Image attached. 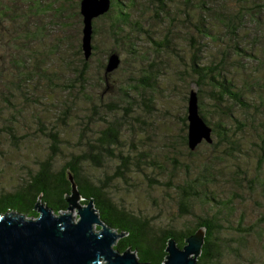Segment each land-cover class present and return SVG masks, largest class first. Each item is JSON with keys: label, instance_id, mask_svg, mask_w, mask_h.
<instances>
[{"label": "rangeland", "instance_id": "obj_1", "mask_svg": "<svg viewBox=\"0 0 264 264\" xmlns=\"http://www.w3.org/2000/svg\"><path fill=\"white\" fill-rule=\"evenodd\" d=\"M66 1L63 21L69 26L66 27L65 32L67 35L65 49L68 56L71 57V63L75 65L76 60L73 57L74 29L77 22L72 8H70L71 3L75 0ZM135 1L137 4H143L145 8L142 11L140 22L143 29L147 31L145 35L140 33L142 37L136 41H140L141 44V46H135L137 48L136 56L128 53L123 47L117 46L118 44L113 39L106 38L104 31L107 29V20L105 18L95 20L99 30L96 36L97 50L94 55L89 57L87 64L81 67L83 81H78L76 89H71L70 93L56 91L55 87H45V78L41 77V74L37 75L35 68L28 82L29 88H22L19 91L6 90L2 83L10 80V54H7L4 48H0V189L9 190L19 184L22 177L26 176V172L32 173L36 170L37 161L50 155V138L47 135L49 130L54 132L59 143L64 144L60 148L58 142L56 143L52 163L57 165L62 162L69 151H75L74 145L77 141H82L88 136L77 138V133H81L82 118L88 115L90 117L91 114V118L94 119L92 128L102 129L104 123L97 119L102 115L106 120H110L111 116L107 115L104 107H101L110 102L119 107L114 117L122 124L121 132H124L123 126H127V123L135 127L134 133L127 132L126 134L124 132L121 136L122 142L125 143V149L130 143H133L136 147L133 157H137L139 151H143L144 156L138 163L134 162V159H130L127 167L117 169L118 162L108 161L101 170L97 171L94 167L87 165L86 171L92 176L103 173L107 175L122 174V177L114 176V179L109 180L107 190L112 188L114 192L111 193L115 198L121 199L123 204L132 211L145 215L152 223L159 224L170 219L177 220L179 210L173 200L174 183L179 179L181 182L185 179L186 175H183L184 169L181 165L187 164L193 170V162H190V158L179 149L176 138L180 132L178 116L183 114L184 96L188 89L195 88L189 71L192 51L193 59L203 62L209 61L213 55L218 57L225 53L224 58L228 62L223 67L225 77H233L231 82L239 88L245 81L247 84L242 90L244 102L255 104L258 107L257 111L264 113V105L260 107V100H257L254 95L256 87L254 74H258V81L264 88V13L260 7L261 0H217L219 8L231 17L236 28L233 35L222 36L221 41L205 39L208 43L204 50L202 48V53L190 48L193 41L192 36L197 41H203V36L199 34L202 37L201 40L200 36L194 32L198 10L191 8V4L185 7L176 4L177 0L166 1L170 15L162 21H157L153 17L158 7L154 0ZM194 1L191 0V2ZM41 3L45 4V0H41ZM27 19L29 27L39 31L38 36H41L42 46L40 49L36 47L38 36L30 39L28 44L39 49L36 57L43 58L41 66L45 67V44H49L50 37L48 35V15H45V12L39 14L36 11H31L28 13ZM239 21L242 24L240 26L237 25ZM52 31L59 32L55 27ZM167 33L169 48L159 46L158 52H154L152 41L164 42L162 40ZM235 45L241 48L240 52L236 51ZM105 49L114 50L113 52L119 58V63L106 83L100 84L99 78L102 71L98 62L105 63L106 55L103 53ZM55 58L53 55L51 61H54ZM258 62L261 65L258 66ZM149 64L152 65V70L156 71L154 83L157 82L159 86H164L161 95H157L156 92L152 95L150 116L143 111L142 106L136 107V103L141 98H146L145 89H140L142 97H139L138 93L134 91L128 92L135 98V103L129 106H127L126 100L122 99L120 90L121 87H124L121 85L124 83L123 81H127L125 84L135 83V79L140 75V69H148ZM56 65L55 63L54 66ZM36 67H40V64H37ZM36 71L40 72L39 69ZM57 72L62 84L73 83L71 81L74 76L72 69H58ZM157 77H161V79L158 80ZM172 88L174 89L169 98L162 95L165 94L164 91H169ZM201 89L203 106L205 110L211 112V100L207 95L208 87L202 86ZM100 95L102 99L98 100ZM45 101L55 102L59 111L65 109L66 112H69V117L66 119V116L58 113L55 117L52 115L51 119L47 118L45 114L49 113L45 111ZM92 102L100 105L97 112L101 115L90 113ZM226 103L228 102L226 101ZM230 104H232L230 112L241 129L234 127L236 124L234 120H232L233 124H229L234 132L233 135L238 137V143L233 149L228 150L229 153L225 154L223 162L219 160L220 167L223 170V178L230 175L239 181L233 188L237 193L236 196L231 195L230 197L235 199L236 203L234 219L241 216L240 226H249L254 230L223 232V236L227 238L242 236L243 242L238 248L237 255L224 253L217 264H264V194L261 190L262 187L264 192V180H261L264 175V158L258 157L261 144L256 137V134L260 133L258 124L264 118L261 113L255 112L253 105L242 107L236 103ZM120 107H123V110ZM163 110L170 111L171 114L163 116L161 115ZM132 117H139L140 121L143 120L147 124L143 125L141 122L132 120ZM65 119L66 123L62 124L61 121ZM90 125L87 124V126ZM140 126L144 127L139 133L143 145L136 143L137 139L134 138V135L139 132L138 127ZM85 134L88 132L85 131ZM218 149L222 151V146L219 145ZM197 150L198 155L195 157L196 162L194 163L200 165L204 158L201 157V153H204L205 150L202 143L197 146ZM112 151L115 152V150ZM123 176L125 180H123ZM127 182L134 187L125 185ZM218 183L217 187H221L223 190L232 187L227 181L220 180ZM193 202L192 210L199 215V203L196 200ZM64 212L68 211L64 210ZM69 212L76 218L74 210ZM180 219L179 224L182 220H193L190 216ZM239 239L235 240L233 244L236 245Z\"/></svg>", "mask_w": 264, "mask_h": 264}, {"label": "trees", "instance_id": "obj_2", "mask_svg": "<svg viewBox=\"0 0 264 264\" xmlns=\"http://www.w3.org/2000/svg\"><path fill=\"white\" fill-rule=\"evenodd\" d=\"M78 1L75 0L70 5L77 22V26L74 29L75 46L73 56L76 62L73 65L71 63V57L68 56L65 49V41L67 39L65 32L66 27L69 26L63 21L66 0H45V4L41 3V0H0V48H4L7 54H10V80L2 83L6 90L19 91L22 88H29L28 82L34 73V68L37 75L41 74V77L45 78V87H55L56 91H66V93H70L71 89H76L78 81H83L81 67L87 64L89 57L94 55L97 50L96 36L99 32L95 24V20L97 19L105 18L107 20V29L104 31L106 38L113 39L118 44L117 46L123 47L128 53L136 56L135 50L137 48L135 46H141L140 41H136L141 39V34L145 35L147 33L140 22L141 14H143L142 11L145 10L143 4H137L135 0H110L108 10L92 19L91 52L89 57L84 59L80 48V37L78 42L79 25H81ZM166 1L173 2L175 0H154L158 7L153 17L157 21H162L170 15ZM216 1L195 0L191 2V0H177L176 2V4L184 5L185 7L191 4V8L198 10L194 32L197 35L201 34L203 41H197L192 36L193 41L190 48L194 49V51H201L202 53V48L204 50L208 43L205 39L209 41H221L222 36L233 35L236 24L233 23V20L228 14H225L219 8L220 5L218 6ZM260 2V7L264 13V0ZM31 11H36L39 14L45 12V15H48L49 18L48 35L50 37L49 44H45V67L41 66L43 58L39 59L36 57L37 51L42 46L40 41L41 36H38L39 31H35V29L30 28L27 24V16ZM237 25L240 26L242 24L239 21ZM54 27L56 30H59L58 33L52 31ZM36 36H38L36 47L39 49H35L28 44V41ZM201 36L200 38L202 40ZM148 39H150L149 36ZM162 41L164 42L152 41L154 44L152 50L154 52H158L157 49L159 46L169 48L168 33ZM195 46L197 47L194 48ZM235 49L239 52L241 50L238 45H235ZM113 51L111 49H105L103 53L107 57L108 54L114 53ZM53 55L56 58L54 61H51ZM193 55L194 53L192 51L190 54L191 64L189 65L190 76L191 79L193 78L192 82L195 85V88L192 90L195 91L198 112L211 129V141L209 143L205 141L200 142L205 148L204 153H201V157L204 158L200 165L195 164V157L198 155L197 146L200 143L193 150H189L186 146V101L190 90L188 89L184 96L185 105L183 114L178 116L180 132H178L176 138L179 149L184 155L190 158V162H193V170L187 164L181 165L184 169L183 175H186L185 179L182 182L179 179L174 183L175 195L173 200L179 210L177 220L170 219L165 223H152L145 215L132 211L123 204L121 199L115 198L113 193H111L114 192L112 188L107 190L109 180L114 179V176L122 177V174L107 175L103 173L92 176V174L86 171L87 165L94 167L97 171L101 170L108 161L118 162L117 169L119 167H127L130 159H134V162L138 163L144 156L143 151H139L137 157H133L136 148L133 143H130L128 148L126 147L125 149V143L122 142L121 136L124 132L126 134L127 132L134 133L135 127L127 123V126H123L124 132H121L122 124L120 120L114 117L119 107L110 102L101 106L104 107L107 115L111 116L110 120H106L105 117L97 112L100 105L91 103L90 113L101 115L97 120H101L104 123L103 128L99 130L92 128L94 119L91 118V114L90 117L88 115L82 118V129L81 133H77V138L88 136L82 141H77L76 145H74L75 151H69L65 156L66 158L57 165H53L52 160H54V156L52 155L55 153L58 140L53 134V131H48L47 135L50 138L51 148L50 155L41 161H37L36 170L32 173L26 172V176L22 177L19 184L9 190L0 189V215L15 212L25 218L35 217L37 214L33 206L37 200L51 208L53 214L64 211L67 205L64 196L69 193L70 188L64 171L67 170L72 177L79 195L83 198L80 201L81 204H85L88 199H91L92 205L100 220L114 229L115 232L123 233L120 238L116 239L113 245L114 249L121 252L129 247L132 251H135V255L139 261H146L150 264H161L164 259L165 253L163 249L167 238L172 237L176 245L181 247L183 245V238L186 235L191 234L197 227H204L203 244L195 264H217L218 260L224 256V253L237 255L238 248L243 242V237L227 238L223 236V232H246L253 231L254 229L249 226L241 227V216H238L236 220L234 219V205L236 203L235 199L230 197L231 195L233 197L236 196L235 194L237 193L233 188L236 187L235 185L239 181L230 175L223 178V170L220 167V161L223 162L225 154L229 153L228 150L233 149L238 143V137L233 135L234 132L229 124H233L232 120H234L236 122L234 127L241 129V126L238 125L239 123H237L233 114L230 112L232 111V104L230 103H236L242 107L253 105L255 112L261 113L263 118L264 113L257 111L258 107L255 104H247L244 102L242 90L245 89L247 84L245 81L242 82V87L239 88L231 82L233 77H225L223 67L228 63L224 58L225 53L218 57L213 55L206 62L195 61ZM55 63L57 64L56 66H54ZM37 64H40V67H36ZM104 65L105 63L103 61L98 62V66L102 71V75L99 78L100 84L106 83L110 75L114 72V69L110 72H105ZM257 65H261V63L258 62ZM148 66L149 68L146 70L140 69V75L135 79V83L128 82L125 84L127 81H123L124 83L121 85L124 87H121L120 90L122 92V99H125L127 106H129L135 103V98L128 92L134 91L138 93L139 97H142L140 89H145L146 98H141L136 103V107L139 108L142 106L144 108L143 111L150 116L152 112L150 106L152 95L155 92L157 95H161L164 86H159L157 82L154 83L156 71L152 70L151 64ZM38 69L40 72L36 71ZM58 69H72L74 76L71 81L73 83L62 84L57 72ZM257 75L254 74V82L256 85L254 95L257 97V100H260V107H263L264 88L260 85ZM157 78L158 80L161 79V77ZM202 86L208 87L207 95L211 100V112L207 111V109L205 110L203 106ZM173 89L164 91L165 94L162 95L169 98ZM100 99H102L101 95L98 96V100ZM120 108L123 110V107ZM154 109L157 110L156 107ZM45 111L49 113L45 114L49 119H51L52 115L55 117L58 113L66 116V119L69 117V112H66L65 109L59 111L53 101H45ZM170 114V111L167 110L161 112L163 116ZM66 119L61 121V123L65 124ZM131 119L141 122L143 125L147 124L143 120L140 121L139 117H132ZM87 124L91 125L87 126ZM258 127L260 128V133H257L256 137L261 144L260 155L258 157L264 158V119L258 124ZM138 128L139 132L134 135V138L137 139L135 142L143 145L139 133H141L144 127L140 126ZM51 129H53V126H51ZM252 129L254 130L253 127ZM85 131L88 134H85ZM58 144L60 148L64 146L62 143L58 142ZM219 145L222 146V151L218 149ZM112 150H115V152ZM145 152L147 153V151ZM245 155L247 156V154ZM123 180H125L124 176ZM220 180L227 181L232 187H228L225 190L221 187L218 188L217 186H219L218 182ZM261 180H264V175ZM125 185L134 187L128 182ZM261 190L264 194L262 187ZM193 200L199 203V215L195 214L192 210L194 207ZM185 216H190L193 220H182L179 224L178 221L181 220L180 218ZM96 228L97 226H95ZM238 238H240L239 241L234 245L233 242L235 240L237 241Z\"/></svg>", "mask_w": 264, "mask_h": 264}, {"label": "water", "instance_id": "obj_3", "mask_svg": "<svg viewBox=\"0 0 264 264\" xmlns=\"http://www.w3.org/2000/svg\"><path fill=\"white\" fill-rule=\"evenodd\" d=\"M109 5L110 0L78 1L80 48L84 59L91 52L92 19L105 13ZM118 63L117 54H108L104 71L110 72ZM186 121V146L189 150L202 141H211V129L198 112L192 89L186 101ZM64 171L70 184L69 193L64 196L65 211L68 212L53 214L51 208L37 200L33 206L35 217L25 218L15 212L0 215V264H150L139 261L135 251L129 247L121 252L113 248L123 233L115 232L100 220L91 199L81 204L83 198L71 175ZM71 210L75 211L76 218L70 214ZM203 236L204 227H197L183 238L181 247L172 237L167 238L161 264H195Z\"/></svg>", "mask_w": 264, "mask_h": 264}, {"label": "built area", "instance_id": "obj_4", "mask_svg": "<svg viewBox=\"0 0 264 264\" xmlns=\"http://www.w3.org/2000/svg\"><path fill=\"white\" fill-rule=\"evenodd\" d=\"M74 217V216H73ZM75 218V217H74Z\"/></svg>", "mask_w": 264, "mask_h": 264}]
</instances>
